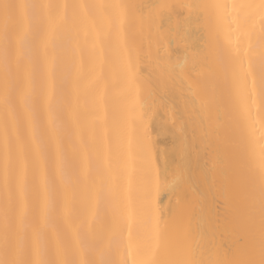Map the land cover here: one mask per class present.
I'll use <instances>...</instances> for the list:
<instances>
[{
	"label": "bare ground",
	"instance_id": "1",
	"mask_svg": "<svg viewBox=\"0 0 264 264\" xmlns=\"http://www.w3.org/2000/svg\"><path fill=\"white\" fill-rule=\"evenodd\" d=\"M14 2L35 5H91L122 3L128 5L168 4H216L231 3L232 0H14ZM183 16L173 14L170 18H157L151 26L141 22L140 13L131 9L130 22L122 32L115 31L111 45H103L94 40V34L84 39L86 26L82 16L74 13L80 9L68 10L66 21H50L40 12L39 35L36 48L40 53L38 78L43 83L52 70L56 85V99L67 106L69 100L76 103L72 95L78 75L86 79H98L87 105L82 98L80 120L83 128L73 134L71 141H65L67 149V172L71 183L58 181L57 195L65 191L74 201L76 211L69 219L57 213L55 231L50 233V244L57 241L70 247L68 258L77 261L102 259L117 262L121 259L122 241L127 237V227L119 222V211L131 199L138 219L133 223V233L144 232L150 227L143 208L152 194L153 207L157 215L162 214L167 221L170 235H176L183 227L191 224L209 226L212 220L220 222L222 233L217 234V244L227 252L231 246L238 253L242 246L237 243L240 225L246 218L247 193L256 168L257 160L249 152L247 130L242 117V104L251 106L253 98L256 106L261 103V76L264 74V48L258 37H252V47L244 38L236 51V37L232 44H226L220 31L215 10L207 9L199 22L188 20V10ZM149 9L145 8L147 16ZM176 30H187L197 40L199 49H189L188 59H184L185 41L175 39L169 43V36L175 37ZM79 33V35H78ZM93 44L95 50L93 51ZM127 46L128 51L124 48ZM195 53V61L192 59ZM172 54L173 60L180 56L183 71H178L168 88L159 83L160 61L158 57ZM131 58L135 80L129 83L118 70V60ZM195 62V67L193 63ZM3 70L0 65V91H2ZM191 88V91H190ZM195 95L196 102H190ZM147 104L157 113L153 138L158 139L157 151L153 153L150 167L135 150L128 153L127 140L132 136L135 143L133 125L124 119L126 133L123 146L118 130L122 117L127 116V107L134 101ZM203 106V107H202ZM255 111V107L253 108ZM4 116L0 104V122ZM191 116L204 117L198 126L197 135L204 130L207 138L199 143L197 150L187 155L177 150L180 140L165 126L173 120L189 119ZM188 139L192 137L189 123ZM168 150V155L164 151ZM259 153V144L255 145ZM3 144L0 139V166H2ZM186 163L188 184L195 193L205 194L203 203L193 202L186 215H170L169 207L175 205L178 197L164 196L161 201L156 195V175L165 168L171 173L176 163ZM209 178L205 179V172ZM227 198L220 195L221 188ZM213 193L219 203L213 200ZM161 195H163L161 193ZM3 199L2 171H0V202ZM195 201L197 197L191 196ZM183 206V202H182ZM84 226L90 230V238L99 241L98 246L89 243L77 245L75 235ZM122 229V231H121ZM139 258V257H138Z\"/></svg>",
	"mask_w": 264,
	"mask_h": 264
},
{
	"label": "snow or ice",
	"instance_id": "2",
	"mask_svg": "<svg viewBox=\"0 0 264 264\" xmlns=\"http://www.w3.org/2000/svg\"><path fill=\"white\" fill-rule=\"evenodd\" d=\"M80 9L74 13L90 21L84 32L85 41L94 34V40L103 45H111V37L115 31L122 32L125 24L130 22V10L135 8L140 13L141 22L150 26L157 18H170L173 14L183 16L188 10V20L199 22L207 9L215 10L220 31L226 44H232L236 37L239 42L244 38L252 47L255 34L264 48V0H232L231 3L216 4H168L128 5L122 3L91 5H35L0 0V65L3 70L0 104L3 105L4 116L0 122V139L3 144L2 182L3 199L0 202V264H77L69 259L70 247L59 241L53 247L49 235L55 231L57 213L67 220L76 211L73 200L65 191L63 196L57 195L58 181L71 183L67 172V149L65 141H71L73 134H79L83 128L80 120V104L83 98L87 105L88 97L93 94L99 83L98 79H86L78 75L72 95L76 103L68 101L67 106L56 99V85L49 68L46 80L41 83L38 78L40 53L36 48L39 35L40 12L50 21H66L68 10ZM145 8L149 9L147 16ZM79 35V33H78ZM175 39L185 41L184 59H188L189 49H199V44L190 31L183 33L176 30L175 37L169 36V43ZM95 44H93V51ZM124 51L128 48L125 46ZM192 59L195 61V53ZM160 63L159 83L168 88L178 71H183L184 63L180 56L175 60L172 54L158 57ZM195 67V62L193 63ZM118 70L129 83L135 80L134 65L131 58L126 62L118 60ZM191 91V88H190ZM190 102L195 104L193 95ZM203 107V106H202ZM255 107V111L253 108ZM127 116L122 117L118 135L123 146L126 133L124 119L133 125L135 143L128 137L129 155L135 150L151 167L153 153L157 151L158 139L153 138L157 131L156 116L152 107L138 100L127 107ZM242 117L247 130L249 152L257 160L256 168L247 193L246 218L240 225L237 243L242 246L238 253L232 247L227 252L220 250L217 234L222 233L218 220H212L205 227L197 222L193 227L189 224L181 228L176 235H170L167 221L162 214L157 215L153 207L152 194L143 208L150 227L144 232L133 233V223L138 219L131 199L125 208L119 211V222L127 227V237L122 241L121 259L117 262L102 259L100 264H264V74L261 76V103L257 107L253 98L251 106L242 104ZM192 125V137L187 133L189 123ZM204 117L173 120L165 126L180 140L177 150L187 155L199 148L207 138L204 130L197 135L198 126H202ZM199 142V143H198ZM259 144V153L255 145ZM168 155V150H163ZM205 172V179L208 173ZM161 193L163 195H161ZM156 195L161 201L164 196L178 197L175 205L170 206V215L188 214L190 205L203 203L205 194L195 193L188 184L186 163H176L169 173L165 168L156 175ZM220 195L227 198L222 187ZM195 196V201L190 197ZM216 203V194L213 193ZM183 202V206H182ZM122 231V229H121ZM77 245L89 243L98 246L99 241L90 238V230L82 225L75 235ZM139 257V258H138ZM79 264H96L94 260H81Z\"/></svg>",
	"mask_w": 264,
	"mask_h": 264
}]
</instances>
